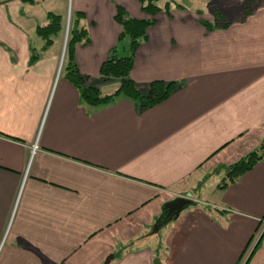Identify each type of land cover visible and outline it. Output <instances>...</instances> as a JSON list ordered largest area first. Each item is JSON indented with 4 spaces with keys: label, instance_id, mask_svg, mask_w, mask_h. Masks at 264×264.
<instances>
[{
    "label": "crops",
    "instance_id": "obj_1",
    "mask_svg": "<svg viewBox=\"0 0 264 264\" xmlns=\"http://www.w3.org/2000/svg\"><path fill=\"white\" fill-rule=\"evenodd\" d=\"M24 1L0 0V264H244L248 253L245 264H264V0L159 12L131 77L179 88L147 109L124 95L82 100L61 40L44 49L47 22L27 27ZM117 5L151 18L139 0H71L90 35L76 64L107 93L118 81H102V64L130 52ZM252 152L262 159L232 181Z\"/></svg>",
    "mask_w": 264,
    "mask_h": 264
},
{
    "label": "trees",
    "instance_id": "obj_2",
    "mask_svg": "<svg viewBox=\"0 0 264 264\" xmlns=\"http://www.w3.org/2000/svg\"><path fill=\"white\" fill-rule=\"evenodd\" d=\"M34 2V0H25ZM142 10L149 14L151 18H135L121 5L116 6L115 20L122 26L119 40L125 38L130 40V52L128 55H118L117 48H114L111 55L101 66V77L104 83L118 81V86L111 92H106L98 85L92 83L90 77L83 75L75 61V49L78 44L90 43L88 29L81 25L83 12H73L69 26L66 59L63 64L65 78L73 84L80 92L81 98L90 104L100 105L114 101L119 95H124L135 102L141 109L154 107L166 100L173 92L179 88L175 81L153 80L148 84H138L131 77V70L134 64V56L137 48L147 39V29L156 22L155 16L165 11L171 13L173 8L185 9L181 0H139ZM201 13V12H200ZM48 21L46 24L37 26V34L45 41L44 49L51 46L58 38L62 40L65 35L66 14L50 10L47 12ZM200 23L208 29L217 27L212 22L200 19ZM39 58L35 50L32 51L31 62ZM264 148V147H263ZM252 152L247 157L231 165L228 175L231 180H235L241 173L250 170L263 157ZM157 255L154 264H159Z\"/></svg>",
    "mask_w": 264,
    "mask_h": 264
},
{
    "label": "rangeland",
    "instance_id": "obj_3",
    "mask_svg": "<svg viewBox=\"0 0 264 264\" xmlns=\"http://www.w3.org/2000/svg\"><path fill=\"white\" fill-rule=\"evenodd\" d=\"M223 1V0H222ZM181 3L185 6V8L189 10L194 11H204L206 14L215 12L217 9H223V5H221L220 0H181ZM20 4V6H24L26 8V13H30L31 16H28L26 20H24L25 25L27 27H32L33 25V19L36 18V21H38L40 24L47 22V11L48 10H54L57 12H61L62 14H66V22H65V35L64 38L61 40L62 45V58L65 62L66 59V53L63 57V51L65 46V37H66V30H67V20L68 16L70 15V22H71V14H72V6H71V0H34V2H28L24 1ZM240 6H238L239 8ZM66 12V13H65ZM234 14L229 13L228 18L234 19ZM30 17V19H29ZM29 19V20H28ZM68 41V38H67ZM66 50H67V42H66ZM65 50V52H66ZM259 239H256L254 242V245L257 244ZM254 247V246H253ZM249 253L245 254L243 262L248 260Z\"/></svg>",
    "mask_w": 264,
    "mask_h": 264
},
{
    "label": "water",
    "instance_id": "obj_4",
    "mask_svg": "<svg viewBox=\"0 0 264 264\" xmlns=\"http://www.w3.org/2000/svg\"><path fill=\"white\" fill-rule=\"evenodd\" d=\"M69 25H70V15L68 16V20H67V30H66V37H65V46H64V51H63V57L65 55V50H66V42H67L68 33H69ZM193 203H194V201H193L191 195H187V196H177L176 198L168 201L164 205L163 214L161 216L160 224L159 225H161L162 223H165V222L171 220L172 218L178 217L180 215V213L184 209H186L188 206H190ZM110 258H111V256L107 258L106 264L109 263Z\"/></svg>",
    "mask_w": 264,
    "mask_h": 264
},
{
    "label": "built area",
    "instance_id": "obj_5",
    "mask_svg": "<svg viewBox=\"0 0 264 264\" xmlns=\"http://www.w3.org/2000/svg\"><path fill=\"white\" fill-rule=\"evenodd\" d=\"M36 147H37V145H35V147H34V151L36 150ZM252 252V251H251Z\"/></svg>",
    "mask_w": 264,
    "mask_h": 264
},
{
    "label": "bare ground",
    "instance_id": "obj_6",
    "mask_svg": "<svg viewBox=\"0 0 264 264\" xmlns=\"http://www.w3.org/2000/svg\"><path fill=\"white\" fill-rule=\"evenodd\" d=\"M70 26V25H69Z\"/></svg>",
    "mask_w": 264,
    "mask_h": 264
}]
</instances>
